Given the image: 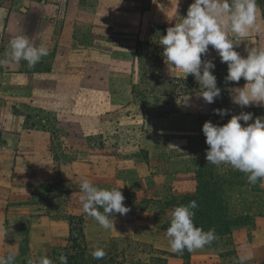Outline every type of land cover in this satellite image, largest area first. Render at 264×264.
<instances>
[{
    "label": "rangeland",
    "instance_id": "obj_1",
    "mask_svg": "<svg viewBox=\"0 0 264 264\" xmlns=\"http://www.w3.org/2000/svg\"><path fill=\"white\" fill-rule=\"evenodd\" d=\"M121 1L118 4V0H0V59L4 58L13 37L25 35L33 45H43L49 50V55L43 57L34 68H49L55 55V44L51 39L53 34H59L61 27L53 25L57 20L67 21V48H61L67 51V56L78 54L89 58L97 56L98 49L103 50V53L109 51L111 48L107 47V41L115 34L112 40L119 44V51L114 56H120V68L109 71L120 75L115 84L125 90L120 94V99L129 103L116 111L119 113L118 129H115L116 125L106 123L108 125L105 126L104 136L109 146H115L116 141L119 143V147L125 152H122L123 156L138 154L139 162L142 163L140 166L144 170L142 174L139 169V177L142 176L140 180L131 177L128 180L121 179L122 177L116 180L105 176L99 183L101 188L119 187L125 197L124 204L130 209L124 215L110 214L114 220L111 230L103 229L83 212L82 207L78 210L75 207L72 215L77 218H74L67 235H56L49 242L38 237L32 246L24 245L16 261L26 262L28 259L47 256L55 264H59L58 258L63 253L68 257V264L83 260L86 264H235L240 254L251 250L254 258L249 264L262 262L264 231L255 232L257 229L264 230V187L259 183L254 187L249 186L246 184V175L230 166L217 168L208 164L206 150L209 146L202 127L209 120L222 126L232 115L242 111L253 113V121L249 122L252 123L256 117L264 116V109L238 110L233 107L227 93L218 86L219 80L223 78H217L221 96L214 103L208 104L199 94V108H194L193 111L190 107L177 103L187 97L190 100L189 91L148 94L145 86L151 82L161 86L159 64L164 51L163 46L159 45L161 30L157 28L156 35L150 41L149 38L135 41L137 36L132 30L116 31L111 36L110 28L115 20L125 24H143L145 20L142 7L138 10L131 7L134 4L141 6L144 4L143 0ZM145 2L147 6L151 4L149 0ZM54 4L61 6V12L57 13ZM79 5L83 6L81 10ZM114 5L120 6V11L116 14L112 12ZM129 8H132L131 12L128 11ZM151 20L152 17L149 16L146 24ZM140 31L148 37L151 33L146 28ZM17 65L10 62L0 66V70L2 67L16 69ZM89 68L90 66L88 70ZM146 68L148 72L152 69V80L147 74L144 76ZM168 79L174 85H183L187 89L192 80L191 74ZM113 80L115 79H111ZM89 99L92 100L90 96ZM165 101L169 102L168 108L165 107ZM105 105L103 111L107 115L109 108L108 104ZM215 109L230 111L228 115L221 117L214 113ZM160 115H166L168 123L172 124L168 127V135L159 134ZM241 123L243 125L244 122ZM192 126L195 128L193 133ZM61 131L64 132V128ZM134 141H140L142 146L137 153L130 147ZM114 158L115 152L111 154V158H105V161L110 163ZM71 191L75 193L76 201H79L80 189ZM201 196L208 203V214L203 218L202 224L197 226L205 231L215 228L219 239L210 246L192 251L190 261L170 257L169 254L173 252L170 250L166 230L170 226L172 210L175 206L187 205V198L198 199ZM211 204H215V207ZM197 217L195 215L194 220ZM228 218L241 224L237 228V234L232 233L233 237L226 233ZM94 246L104 247L107 255L103 259H93L90 250Z\"/></svg>",
    "mask_w": 264,
    "mask_h": 264
},
{
    "label": "crops",
    "instance_id": "obj_2",
    "mask_svg": "<svg viewBox=\"0 0 264 264\" xmlns=\"http://www.w3.org/2000/svg\"><path fill=\"white\" fill-rule=\"evenodd\" d=\"M118 1L119 4L121 0ZM143 1L141 6L134 4L131 7L135 10L143 8L144 23L125 24L115 20L111 24V36L116 31L132 30L137 36L135 41L148 38L150 41L157 28L161 30L160 35H166L167 28L186 17L189 6L194 2L149 0L151 4L147 6L146 0ZM257 4L261 30L250 32L236 48L244 56L247 55L246 47L264 46V0H257ZM54 7L57 13L61 12L60 5L54 4ZM82 7L79 5L80 10ZM118 11L120 6L114 5L112 12L116 14ZM128 11L131 12L132 8ZM149 16L152 22L146 24ZM56 24L61 26V37L53 34L51 39L55 44V55L49 68H29L22 60L16 69L2 67L0 70V255L14 250L18 256L24 245L32 246L38 237L49 242L56 235H67L71 219L77 218L72 215L73 208L78 207V210L82 207L71 190H79L83 179L87 178L100 187L99 183L105 176L116 180L119 177L140 180L142 176L139 177V173L144 171L138 154L123 156L125 152L119 143L115 140V146H109L104 136L106 125H116L115 129H118L119 113L116 111L129 103L120 99L125 90L115 84L120 75L109 71L120 68L121 58L114 56L119 51V44L112 40L115 34L107 41V47L111 49L106 53L98 49L97 56L89 58L78 54L67 56V51L61 50L67 48V21L57 20L53 25ZM145 28L151 30L149 37L140 31ZM209 48L210 55L202 59L214 58L216 67L213 74L218 79L223 78L218 86L231 101L228 89L243 87L246 82L243 79L238 84L226 82L228 66L221 63L211 46ZM159 72L161 86L152 82L147 85L145 79L148 94L189 91L190 100L187 97L177 103L190 107L192 111L199 108L200 85L193 75L190 88L174 85L168 77H182L185 73L168 66L163 56H160ZM144 73L150 80L154 77L152 69L148 72L146 68ZM105 104L109 108L107 115L103 111ZM231 104L238 110L264 109L255 105L242 109ZM165 107H169V102L165 101ZM160 117L159 134L168 135V127L172 124L168 123L166 115ZM194 130L192 126L191 133ZM178 131L180 134V127ZM130 147L135 152L142 148L140 141L132 142ZM114 152L115 158L107 163L105 158H111ZM237 228L240 225L233 227L232 233L237 234ZM262 231L257 229L255 233ZM254 245L255 240L252 249Z\"/></svg>",
    "mask_w": 264,
    "mask_h": 264
},
{
    "label": "clouds",
    "instance_id": "obj_3",
    "mask_svg": "<svg viewBox=\"0 0 264 264\" xmlns=\"http://www.w3.org/2000/svg\"><path fill=\"white\" fill-rule=\"evenodd\" d=\"M257 0H194L189 6L186 17L175 26L167 28L166 35H161L159 45L163 46L162 56L165 63L172 65L183 73L193 75L200 85V96L208 103H214L221 96L217 86V77L213 74V59H202L210 55V48L216 51L221 63L228 66L226 82L238 84L241 79L243 87L228 89L231 102L242 109L264 107V46L246 47V56L236 50L249 36L250 32H260L258 23ZM49 50L43 45L37 47L25 35H17L10 41L9 47L0 59V66L10 62L26 61L33 68ZM229 109H215L214 113L224 117ZM243 121V125L241 123ZM253 113L241 112L221 125L211 120L203 124L202 132L206 137V160L217 168L230 166L244 173L251 185L264 187V116L256 117ZM79 201L83 212L92 217L103 229L111 230L114 220L110 214H127L130 209L125 206V197L119 187L101 188L89 179L80 184ZM199 205L196 200L187 205L175 206L171 212L170 226L166 230L170 250L183 254L210 246L219 239L215 228L205 231L194 222L195 211ZM102 209V211H101ZM93 259H103L107 252L104 247L94 246L90 250ZM17 253L9 250L0 255V264H16ZM254 253L249 250L240 254L235 264H249ZM59 264H68L67 255L61 253ZM27 264H55L47 257L32 258Z\"/></svg>",
    "mask_w": 264,
    "mask_h": 264
},
{
    "label": "trees",
    "instance_id": "obj_4",
    "mask_svg": "<svg viewBox=\"0 0 264 264\" xmlns=\"http://www.w3.org/2000/svg\"><path fill=\"white\" fill-rule=\"evenodd\" d=\"M239 177H241V176H239ZM243 184H245V183H243ZM246 184H248L251 187H254V185H251L248 182ZM203 198L204 197L198 198V199L197 198H187V200L189 202L192 201V200H196L198 202L199 207H198V209H196V214H195L198 217L196 218V220H194V222H195L196 225L197 224H202V222L204 221L203 218L206 217V215L208 214V203ZM211 205H212L213 208L215 207V204H211ZM227 221H228V223L226 225L227 226L226 233L228 235L230 234V236L233 237L231 228L232 227H235V226H238L239 227V225H241V224L240 223L239 224H236L235 222H233L232 218H228ZM234 221H237V220H234ZM239 221H240V219H239ZM73 222H74L73 219H71V221H70L71 227L73 225ZM74 229L71 231V238L73 237ZM191 255H192V252H189L187 250H185L183 252V254H178V253H171V254H169L170 257L182 258L185 261H190L191 260ZM83 261L82 262H74V264H86V262L85 261L83 262ZM165 261H167V260H164V262ZM16 264H27V261L26 262H24V261L23 262L16 261ZM258 264H264V260L262 262L258 263Z\"/></svg>",
    "mask_w": 264,
    "mask_h": 264
}]
</instances>
